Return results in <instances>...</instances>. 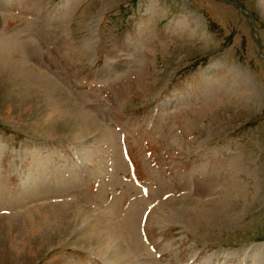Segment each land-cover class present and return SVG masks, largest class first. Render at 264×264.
<instances>
[{
	"label": "rangeland",
	"instance_id": "rangeland-1",
	"mask_svg": "<svg viewBox=\"0 0 264 264\" xmlns=\"http://www.w3.org/2000/svg\"><path fill=\"white\" fill-rule=\"evenodd\" d=\"M0 264H264V0H0Z\"/></svg>",
	"mask_w": 264,
	"mask_h": 264
}]
</instances>
